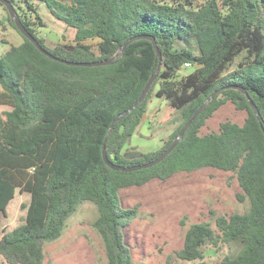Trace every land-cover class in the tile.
<instances>
[{
	"label": "trees",
	"instance_id": "1",
	"mask_svg": "<svg viewBox=\"0 0 264 264\" xmlns=\"http://www.w3.org/2000/svg\"><path fill=\"white\" fill-rule=\"evenodd\" d=\"M9 1L36 42L56 58L70 63L116 59L98 67L53 60L21 34L0 3L23 37L0 58V106L9 108L0 114V226L16 192L30 195L24 222L0 238V257L7 264H44V244L59 239L79 205L90 202L98 209L93 225L105 243L108 264H135L124 229L138 212L122 205L120 192L213 168L236 174L243 190L239 198H248L249 210L217 217L216 229L206 223L190 226L177 256L208 264L203 261L207 246L236 243L240 251L221 264H264V0H26L34 12L33 1H43L75 30L74 45L52 49L19 14L15 0ZM145 37H153L156 47ZM132 38L138 39L121 53ZM182 67L195 71L178 81ZM153 75L157 78L144 101L123 116ZM221 89L161 163L123 172L104 161V145L109 160L124 167L159 158ZM154 92L180 115V123L159 150L126 156L123 151ZM227 103L246 113L243 124L224 121L216 132L203 134Z\"/></svg>",
	"mask_w": 264,
	"mask_h": 264
},
{
	"label": "rangeland",
	"instance_id": "2",
	"mask_svg": "<svg viewBox=\"0 0 264 264\" xmlns=\"http://www.w3.org/2000/svg\"><path fill=\"white\" fill-rule=\"evenodd\" d=\"M19 14L31 22L39 39H44L48 48L58 44L74 45L75 30L57 20L43 1H33L37 12L30 11L26 0H15ZM37 15L40 16V24ZM22 35L11 25L8 12L0 5V58L11 45H20ZM96 41H87L91 46ZM192 49V48H191ZM244 60L240 57L231 70ZM187 69V70H186ZM194 67H182L176 80L193 73ZM159 86L155 88V92ZM149 100L142 124L125 147L126 156L151 153L159 150L180 123V115L168 101L155 95ZM9 108L0 106V114ZM245 112L235 109L231 103L220 108L203 127L202 133L216 132L224 121L243 124ZM243 190L237 176L213 168H203L191 173H179L170 179L155 180L142 187H131L120 192L125 208H136L137 216L124 229L125 244L130 249L135 264H198L181 260L177 252L183 247L190 226L209 224L216 229L215 219L249 210L248 198L240 200ZM30 195L16 192L7 208V215L0 226V238L4 232L22 224L26 217L24 204H29ZM98 217L97 207L90 202L79 205L67 221L62 236L44 244V264H108L105 243L94 227ZM241 249L236 243L222 244L219 248L207 246L203 261L221 264L228 256H235ZM0 264L7 262L0 257Z\"/></svg>",
	"mask_w": 264,
	"mask_h": 264
},
{
	"label": "water",
	"instance_id": "3",
	"mask_svg": "<svg viewBox=\"0 0 264 264\" xmlns=\"http://www.w3.org/2000/svg\"><path fill=\"white\" fill-rule=\"evenodd\" d=\"M0 3L3 4L9 14L11 15V17L13 19H15L16 21V25L17 28L19 29V31L21 32L22 35H24L27 39H29L31 42H33L36 47L46 56H48L49 58L56 60V61H60L61 63H65L71 66H85V67H98V66H105V65H110L112 64V62L116 59L113 58L109 61H104V62H93V63H70L64 60H61L59 58H56L55 56H53L50 52H48L47 50H45L39 43L36 42L34 36L32 35V33L26 28V26L21 22L20 18L15 16V12H14V8L12 3L9 0H0ZM147 39H150L153 44L154 47H156V41L153 37H145ZM138 38H132L129 41H127L121 48H120V52H124L127 47ZM118 57V55H117ZM159 57H161V54L159 53ZM160 65L158 67L157 73L160 72ZM187 70V69H186ZM157 78V75H153L150 80L148 81L147 85L145 86L143 92L140 95V98L138 99V101L134 104V106L132 108H130L126 113L123 114V116L130 114L132 111H134V109L144 101L148 91L150 90L151 86L153 85V83L155 82ZM236 88L240 91H242L243 93L246 94V91L243 88L240 87H233ZM218 90L216 92H214L208 99L207 101L204 103V105H202L198 111L191 117V119L184 125V127L181 129L178 137L176 138V140L174 141V143L157 159H155L152 162L143 164V165H135L132 167H124V166H120V165H116L114 164L112 161L109 160L107 152H106V148L105 145L103 147V159L106 162V164L111 167L112 169L116 170V171H123V172H133V171H139L142 169H147L150 167H153L159 163H161L162 161H164L167 156L179 145V143L181 142V140L184 138V135L186 133V131L190 128V126L194 123V121L202 114V112L207 108V106L210 104V102L222 91ZM251 106L254 108V110L256 111V115L259 118V111L257 110V108L254 106V103L252 101H250Z\"/></svg>",
	"mask_w": 264,
	"mask_h": 264
},
{
	"label": "built area",
	"instance_id": "4",
	"mask_svg": "<svg viewBox=\"0 0 264 264\" xmlns=\"http://www.w3.org/2000/svg\"><path fill=\"white\" fill-rule=\"evenodd\" d=\"M186 66L188 67V66H189V64H186Z\"/></svg>",
	"mask_w": 264,
	"mask_h": 264
}]
</instances>
